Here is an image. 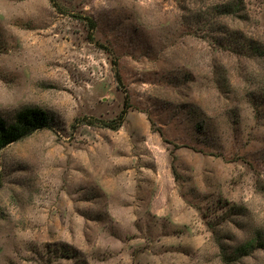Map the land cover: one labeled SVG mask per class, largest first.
<instances>
[{"label":"rangeland","instance_id":"1","mask_svg":"<svg viewBox=\"0 0 264 264\" xmlns=\"http://www.w3.org/2000/svg\"><path fill=\"white\" fill-rule=\"evenodd\" d=\"M28 106L0 264H264V0H0V116Z\"/></svg>","mask_w":264,"mask_h":264},{"label":"trees","instance_id":"2","mask_svg":"<svg viewBox=\"0 0 264 264\" xmlns=\"http://www.w3.org/2000/svg\"><path fill=\"white\" fill-rule=\"evenodd\" d=\"M93 24V23H92ZM117 78L119 83L122 84L120 72L117 71ZM124 115L116 120L113 126L122 123ZM49 115L40 107H24L18 111L12 122L7 121L4 117L0 116V150L8 144L22 139L35 130L48 126ZM116 128V127H115Z\"/></svg>","mask_w":264,"mask_h":264}]
</instances>
